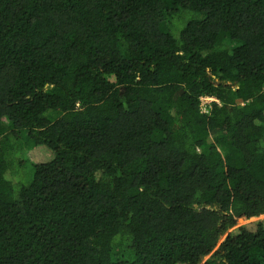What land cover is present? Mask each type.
Segmentation results:
<instances>
[{
  "label": "trees",
  "instance_id": "trees-1",
  "mask_svg": "<svg viewBox=\"0 0 264 264\" xmlns=\"http://www.w3.org/2000/svg\"><path fill=\"white\" fill-rule=\"evenodd\" d=\"M263 215L264 0H0V264H264Z\"/></svg>",
  "mask_w": 264,
  "mask_h": 264
},
{
  "label": "rangeland",
  "instance_id": "rangeland-1",
  "mask_svg": "<svg viewBox=\"0 0 264 264\" xmlns=\"http://www.w3.org/2000/svg\"><path fill=\"white\" fill-rule=\"evenodd\" d=\"M208 105H209V102H206L204 104V109L208 110V107H207ZM40 148H44V147H40ZM25 156L30 162H35V163L36 162H38V163L39 162H45L46 160H48L50 158L47 151H45L44 149H38L36 147L32 148L31 150L29 149L27 152H25ZM30 167H31V165L27 164L26 167L23 169V172L25 173V175L27 174V172L31 171V177H30V179L26 180L27 183L30 182V180L32 179V176H33V169L31 170ZM27 176H29V174ZM262 221H264V215L261 217H255V218H252V219H249L247 221L239 223L238 225H236V227L230 229L227 233H225L220 238L217 248L219 247V245L221 243H223V241H225V239L227 238V236L230 233L237 232L239 230V228H241V227L254 229L255 225L259 222H262ZM217 248L215 249V251L217 250ZM210 256L205 257L202 260V264H204L210 258Z\"/></svg>",
  "mask_w": 264,
  "mask_h": 264
},
{
  "label": "built area",
  "instance_id": "built-area-1",
  "mask_svg": "<svg viewBox=\"0 0 264 264\" xmlns=\"http://www.w3.org/2000/svg\"><path fill=\"white\" fill-rule=\"evenodd\" d=\"M202 100V105H203V109H204V104L206 103V102H209V103H211V102H213V101H216L215 99H212V98H202L201 99ZM205 110V109H204Z\"/></svg>",
  "mask_w": 264,
  "mask_h": 264
},
{
  "label": "water",
  "instance_id": "water-1",
  "mask_svg": "<svg viewBox=\"0 0 264 264\" xmlns=\"http://www.w3.org/2000/svg\"><path fill=\"white\" fill-rule=\"evenodd\" d=\"M204 258H205V257H204ZM204 258H203V259H204Z\"/></svg>",
  "mask_w": 264,
  "mask_h": 264
}]
</instances>
